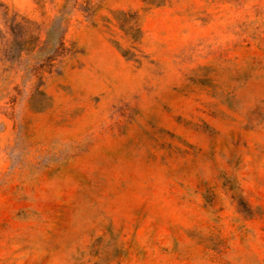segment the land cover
Wrapping results in <instances>:
<instances>
[{"label":"rangeland","instance_id":"obj_1","mask_svg":"<svg viewBox=\"0 0 264 264\" xmlns=\"http://www.w3.org/2000/svg\"><path fill=\"white\" fill-rule=\"evenodd\" d=\"M0 264H264V0H0Z\"/></svg>","mask_w":264,"mask_h":264}]
</instances>
